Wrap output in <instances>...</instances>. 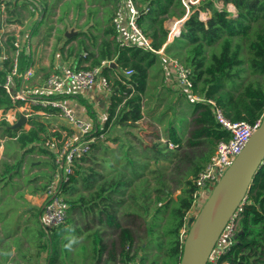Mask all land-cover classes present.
<instances>
[{"label":"trees","instance_id":"1","mask_svg":"<svg viewBox=\"0 0 264 264\" xmlns=\"http://www.w3.org/2000/svg\"><path fill=\"white\" fill-rule=\"evenodd\" d=\"M37 1L43 11L59 14L58 20L64 24L59 41L64 39L67 44L77 40V46L68 50V56L77 58L75 68L100 67L109 79L110 105L103 126L89 110L96 122V135L103 134L104 139L93 144L70 181L61 184L60 191L69 202L68 215L52 228L41 220L43 207L30 205L19 192L26 187L28 194L41 195L51 182L56 170L54 153L44 143L52 134L49 126L62 118V112L51 105L36 104L26 124L19 127L11 128L5 115L0 119V138L4 140L0 205L4 202V212L12 209L25 222L22 234L13 237L11 213L6 218L0 213V242L10 238L19 251L24 242L35 248L33 253L20 251L22 264H180L190 233L188 213L198 198L195 178L218 143L230 136L217 119V109L230 121L251 124L264 115V0L187 4L184 0H134L141 12L139 27L155 50L163 48L169 38L165 22L185 18L181 33L166 45L165 52L190 69L192 95L198 99L175 86L167 87L164 77L162 86H152L155 91L151 92L149 70L163 57L117 40L113 18L119 0ZM216 1L233 5L236 12L216 6ZM11 2L0 0V21L7 11L10 14ZM205 11L211 12L206 20L200 16ZM71 12L72 22L68 19ZM8 22L15 21L9 18ZM69 27L77 30L72 37L64 34ZM15 40L14 34L4 42L0 39V55L7 53V58L0 60V109L4 114L24 104L14 102L5 88L8 76L22 82V76L12 73ZM31 62L22 51L17 74ZM127 70L132 73L125 74ZM39 94L48 100L76 95L82 99L77 93ZM186 114L190 120H185ZM187 122L191 125L188 132ZM59 126L72 131L65 123ZM116 127L121 134L111 133ZM27 154L44 155L48 173L24 177ZM248 198L236 242L220 255L219 262L264 264V167L256 175ZM22 199L24 203L16 207ZM110 234L111 241L107 239ZM1 252L8 260L12 251L5 248Z\"/></svg>","mask_w":264,"mask_h":264},{"label":"built area","instance_id":"2","mask_svg":"<svg viewBox=\"0 0 264 264\" xmlns=\"http://www.w3.org/2000/svg\"><path fill=\"white\" fill-rule=\"evenodd\" d=\"M14 1V0H4ZM29 8L32 11H37L41 8L40 2L37 0H27ZM191 0H184L187 4ZM148 7H145V12ZM140 10L137 8L134 0H119L116 6V12L113 18L116 38L122 45L137 44L145 49L153 50L159 53L165 62V71L172 75L174 86L181 90L187 91L188 94L195 99L197 96L192 95L193 83L190 78L191 71L178 58L171 56L165 52L166 45L180 34L179 25L184 20L171 18L165 22L169 29V38L163 48L155 50L152 47L151 39L145 35L139 27L138 19ZM174 29V30H173ZM171 34H173L171 36ZM172 38V39H171ZM15 45L20 48L21 43L15 40ZM19 50L15 52L13 74H17V62ZM6 55H0V60H5ZM106 63V62H104ZM109 63V62H107ZM131 70L125 71V74H131ZM13 80L11 76L7 77L5 88L14 102L19 100H30L32 104H40L43 106L51 105L59 108L62 112V118L66 120L72 127V131L61 130L57 125L52 130L51 136L45 141L44 146L54 153V164L56 165L55 172L51 175L52 180L47 185L42 193V222L47 227L52 228L62 224L67 215L69 202L60 191L62 183L70 181L71 175L75 171L79 161L85 155L91 153L93 144L102 137L96 135L97 126L93 119L81 118L69 107L64 100H48L29 97L28 93L23 91L12 90ZM99 85L102 89L111 93L112 87L109 79L102 74L100 67L92 69H76L75 66L67 65L61 67L58 71L51 73L46 79L45 85L41 88V92L45 94L58 95L60 93H83L91 90ZM217 119L229 133V139L220 141L210 161L198 173L195 178V183L198 186L197 200L200 195L210 186L215 185L224 175L227 169L232 165L234 159L239 155L254 131L259 127L261 119L251 124L247 121H230L227 119L220 109L216 112ZM58 133V134H56ZM172 147V145H170ZM248 196L240 203L226 229L224 230L221 240L218 243L216 252L211 255L208 264H235L232 261L226 260L219 262L220 255L227 253L232 245L236 242V232L239 220L242 217L244 205L249 200ZM194 205V206H195ZM128 264H138L129 262Z\"/></svg>","mask_w":264,"mask_h":264},{"label":"crops","instance_id":"3","mask_svg":"<svg viewBox=\"0 0 264 264\" xmlns=\"http://www.w3.org/2000/svg\"><path fill=\"white\" fill-rule=\"evenodd\" d=\"M10 5V14L7 11L1 18L0 24L2 25L1 28L12 26L13 29H7L5 32L6 37L9 34H14L16 39L19 40L20 43L22 35L25 34V39L27 40V47L26 50L22 48H17L19 52L26 53L28 57L32 59L31 64L29 67L21 74H16L22 76V82L18 84L16 81H13L12 90L13 91H20L21 89L28 93L29 97L37 99V97H41L39 93L41 92V88L45 85L46 79L48 76L47 74H51L54 71H51V68H61L67 65L76 66L77 58L74 56L69 55V48L72 46H77V40L73 39L69 43H65V40L62 39L59 41V29L64 28V24L58 20V13L50 14L43 11L42 5L41 8L37 11H32L29 8V3L27 0H14L11 2ZM12 19L15 22L9 23L8 19ZM21 19V20H20ZM71 22L74 20V13L71 12L68 18ZM85 18L80 20V23H83ZM21 21V22H20ZM47 25H51V28L47 27ZM71 32V34L67 35L66 33ZM77 33V30L74 27H69L68 30L65 31V35L67 37H72ZM24 39V42H25ZM172 41L169 42V44ZM23 44V43H22ZM63 48V49H62ZM15 51V52H16ZM15 52L13 54V60L15 56ZM19 53V56H20ZM86 54V53H84ZM4 55L7 56V53ZM18 56V58H19ZM162 57V56H161ZM18 68V62H17ZM165 62L164 59H160V62L157 66H153L149 70V89L151 88V92H153L154 84L158 82L161 84L162 77H164L163 83L167 87H174V81L172 80V75L169 76L167 71H164ZM51 71V72H50ZM50 72V73H49ZM69 93V92H68ZM78 95L82 96V99L77 95L68 99H65L64 102L71 107V109L76 113L77 116L81 118H92L90 115L89 110H91L94 115H97V118L100 121L105 122L107 117V108L110 105V97L111 93H108L104 89H102L99 85L95 88L88 90L83 93H77ZM24 102L21 106L15 109H23L24 115L27 117L31 112L34 111L33 106L36 104H32L30 100H21ZM9 112V111H8ZM7 112V113H8ZM41 113V112H40ZM6 114L3 113L2 109H0V119ZM8 120V119H7ZM57 120V119H56ZM51 123L49 126V131L52 133V130L55 128V125L59 127L61 130H65L59 126V123H65L67 126L71 127V125L62 118L61 121H56ZM9 121V120H8ZM26 128H29V125H26ZM72 128V127H71ZM4 140L0 138V158L4 152ZM29 156H34L35 159H30L29 165L27 166V160ZM45 160L46 157L40 154H27L24 159V163L22 166V174L24 177L29 176L33 173H48L45 169ZM27 166V167H26ZM27 168V169H26ZM26 187H23L22 190H26ZM21 190V193H22ZM27 191V190H26ZM30 195V194H29ZM33 196V195H30ZM36 199H40L42 206V194L33 196ZM196 207V206H195ZM194 209V207H193ZM190 210L188 213V217L190 216ZM11 213V219L14 216L13 210L8 209L7 211L3 212L2 217L6 218ZM196 218L195 220L197 219ZM194 220V221H195ZM193 221V224L195 223ZM2 222L0 223V225ZM12 226H19L20 230L23 232L25 227L24 219H20L18 221H13L10 223V228L13 230ZM1 257V255H0ZM2 258V257H1Z\"/></svg>","mask_w":264,"mask_h":264},{"label":"water","instance_id":"4","mask_svg":"<svg viewBox=\"0 0 264 264\" xmlns=\"http://www.w3.org/2000/svg\"><path fill=\"white\" fill-rule=\"evenodd\" d=\"M67 35L71 32L66 33ZM116 63L113 61L112 65ZM27 116L22 114L11 128L26 124ZM264 167V115L259 127L254 131L242 152L237 155L232 165L213 187L208 203L202 208L196 221L202 216L218 193L224 178L232 170H237V184L229 194L222 207L212 216L208 215L202 228L189 233L183 248L180 264H208L211 255L217 248L222 234L240 203L248 196L256 175ZM194 223V224H195ZM193 224V227H194ZM192 227V230H193Z\"/></svg>","mask_w":264,"mask_h":264},{"label":"rangeland","instance_id":"5","mask_svg":"<svg viewBox=\"0 0 264 264\" xmlns=\"http://www.w3.org/2000/svg\"><path fill=\"white\" fill-rule=\"evenodd\" d=\"M191 1H192V3H198L199 2V0H191ZM215 4H216V6H218L220 8H222L223 6H226L227 9L229 11H231L232 13L233 12L235 13V11H236V8L233 5H231V4H226L225 5L222 1H216ZM49 12H50V10H49ZM210 13H211L210 11L201 12V15L200 16H201V18H203L204 20H206L210 16ZM182 20H185V18H183ZM183 23L184 22H182L181 25H179V31H180V33H181V30H182V27H183ZM47 27L51 28V25H47ZM7 29H13V28H12V26H9V27H4L3 29L0 30V39H1V42H4V40L7 38L6 35H5V33H6L5 31ZM25 35H26V32L21 37V41L23 43V44L21 43V46L24 49V51L26 50V47H27V40L25 39L26 38ZM172 35L173 34H171V36ZM24 39H25V42H24ZM171 41H173V39ZM1 42H0V44H1ZM158 82L159 81H157L154 85L159 86V87H160V85L162 86V84H158ZM154 91H155V89H153V92ZM24 112L25 111L23 109H20V108L13 109V110H10L8 113H6L5 117L10 121L11 124H14V123H16L19 120L20 116L22 114H24ZM95 117H96V121L101 126H103L104 122L100 121V119L97 118V115ZM188 119L190 120V118H188V115L186 114L185 115V120H188ZM61 120H62V118H60V121ZM141 124L145 126L146 123L143 122ZM190 127H191V125L188 124V122L185 123V131L186 132H188V130L190 129ZM120 131L121 130L118 127H116V128L113 129V131L111 133H114V134L115 133H120ZM101 138L104 139V135H102ZM32 158L35 159L34 156H29L28 157L27 166L29 165L30 159H32ZM237 179H238V177H237ZM214 186L215 185H212L208 189L204 190L202 192V194L200 195V199L198 200L197 204L195 205L196 207L194 206V209H193V211L191 212V214H190V216L188 218V226H187L188 229L187 230H189L190 234H191L192 227H193V221L195 220L196 215H199L200 212H201V210H202V208H204L205 205L208 203V200H209V198H210V196L212 194V191H213V187ZM26 190H22V193L19 192V195L25 197V199L29 202L30 205L39 206V204H41L40 199H36L35 197H33V196H36V195L30 196L27 193ZM21 203H24L23 202V199H22V201L20 203H16L14 205L16 207H19ZM11 207L12 206H7V208H11ZM4 210H6V208L4 207V202H2V204L0 205V213H1V215L3 214ZM18 214L19 213H17V212L15 213V211L13 210V215L14 216L12 217V219H10V223L13 222L14 220L19 222L20 219H19ZM12 227H13V232H12L13 237L14 236H19V235L22 234V231L20 230V227L19 226H12ZM0 229H1V226H0ZM139 234L142 235V232L139 233ZM107 239L109 241H111L112 240V234L108 235L107 236ZM219 244H220V242H219ZM5 248H9L12 251L11 254H10V256L7 257L8 260L7 259H4V258H1L2 255H3L1 251H2V249H5ZM217 248H218V246H217ZM216 249L214 250L213 254L216 252ZM34 250H35V248H33V247L30 248V245L27 242H24L21 245V248H20V251H28V252L31 251V253H33ZM20 251L17 249V246H15L11 242L10 238H5L3 241L0 242V255H1V257H0V264H22L21 258H20V254H21ZM42 263H44V256L42 257Z\"/></svg>","mask_w":264,"mask_h":264},{"label":"bare ground","instance_id":"6","mask_svg":"<svg viewBox=\"0 0 264 264\" xmlns=\"http://www.w3.org/2000/svg\"><path fill=\"white\" fill-rule=\"evenodd\" d=\"M236 176L238 177L237 170H232L230 173L227 174V176L224 178V181L222 182L218 190L217 195L212 200L210 206L205 209L202 216L195 223L193 230H192L193 233L198 232L202 228L208 215L210 216L214 215L222 207V205L227 200L229 194L232 192V190L237 184L238 179Z\"/></svg>","mask_w":264,"mask_h":264}]
</instances>
